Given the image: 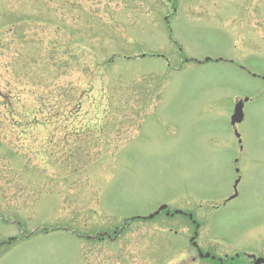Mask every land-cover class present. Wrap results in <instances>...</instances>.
Segmentation results:
<instances>
[{
	"label": "rangeland",
	"instance_id": "obj_1",
	"mask_svg": "<svg viewBox=\"0 0 264 264\" xmlns=\"http://www.w3.org/2000/svg\"><path fill=\"white\" fill-rule=\"evenodd\" d=\"M262 78L264 0H0V264L264 257Z\"/></svg>",
	"mask_w": 264,
	"mask_h": 264
},
{
	"label": "water",
	"instance_id": "obj_2",
	"mask_svg": "<svg viewBox=\"0 0 264 264\" xmlns=\"http://www.w3.org/2000/svg\"><path fill=\"white\" fill-rule=\"evenodd\" d=\"M207 60V59H206ZM245 101L247 100L246 98L244 99ZM242 106H243V101L240 100L238 101L235 106H234V112L233 114L231 115V118H230V122L232 125H234L235 123L237 122H240L242 117H243V113H242ZM236 133V136H238V133ZM238 183V180L235 181V185H234V188L236 187V184ZM237 195V192L235 190L234 194L230 197V198H233ZM165 208V205H161L155 212L149 214L147 217H143V218H152L155 214L159 213L162 209ZM181 211L180 210H176L174 211V213H180ZM166 214H168V212H166ZM137 218H140V217H137ZM105 233L103 234H100V236L104 235ZM97 236V234L95 236H93L92 238H95ZM89 237V236H88ZM199 256H203L201 253L199 254ZM208 254L206 253L205 254V257H207ZM213 258V257H212ZM251 258H252V262L250 264H264V258L263 257H255L254 255H251Z\"/></svg>",
	"mask_w": 264,
	"mask_h": 264
},
{
	"label": "flooded vegetation",
	"instance_id": "obj_3",
	"mask_svg": "<svg viewBox=\"0 0 264 264\" xmlns=\"http://www.w3.org/2000/svg\"><path fill=\"white\" fill-rule=\"evenodd\" d=\"M211 253V252H210ZM218 258L219 257H216L215 259L218 261ZM239 257H235L233 260L231 259L230 260V258H228V255L226 256V254L225 255H223V257H222V261L220 262V261H218V263L219 264H223L224 263V261H226L227 260V264L228 263H233V264H236V262H235V259H238Z\"/></svg>",
	"mask_w": 264,
	"mask_h": 264
}]
</instances>
